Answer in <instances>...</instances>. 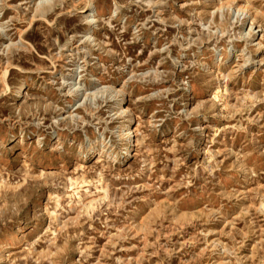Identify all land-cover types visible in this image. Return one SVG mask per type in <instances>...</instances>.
<instances>
[{
  "label": "rangeland",
  "instance_id": "rangeland-1",
  "mask_svg": "<svg viewBox=\"0 0 264 264\" xmlns=\"http://www.w3.org/2000/svg\"><path fill=\"white\" fill-rule=\"evenodd\" d=\"M222 2L0 0V264H264V0Z\"/></svg>",
  "mask_w": 264,
  "mask_h": 264
},
{
  "label": "bare ground",
  "instance_id": "bare-ground-1",
  "mask_svg": "<svg viewBox=\"0 0 264 264\" xmlns=\"http://www.w3.org/2000/svg\"><path fill=\"white\" fill-rule=\"evenodd\" d=\"M38 1V4L41 5V4H44V3H47L48 0H37ZM115 1V0H114ZM220 3H221V6L219 7L220 9L224 8V6H227L225 5L222 0H219ZM232 9V8H231ZM236 9V8H235ZM236 12V11H235ZM237 13H241V14H244V15H248L249 14V11L248 9L244 8V7H238L237 9ZM85 23L89 26V28H87L86 30V39L87 40H90L92 37L89 35L90 33L93 32L92 28L94 27L95 23H96V20L94 17H90V14L86 13L85 14ZM253 27V23H251L250 25V28ZM189 45V44H188ZM257 46H258V50L261 49V44L260 43H257ZM229 49V48H228ZM242 52V51H241ZM195 57V56H194ZM8 71V70H7ZM20 87L15 91L16 93V96L17 97H22V95L20 94L21 91H23L25 89V87L27 86L25 83H21L19 84ZM8 86V85H7ZM74 88L76 89V91L78 93L81 92V94L86 97V96H89V95H92L90 93H87L85 89L82 88V86H79L77 85V82H75L73 84ZM116 88V87H115ZM114 88V89H115ZM9 91V89H8ZM7 91V92H8ZM120 93V91H118ZM97 96V95H95ZM94 96V98H95ZM120 96L122 97V100L124 98V94L121 93ZM92 99V98H91ZM119 101V100H118ZM121 105H119L118 107H120ZM74 112V111H73ZM120 112L122 114H125L127 112V109L126 107H120ZM68 114V113H67ZM69 117L71 116V114L68 115ZM127 130L126 134L124 133V131ZM118 132H119V136L120 137H123V135H126V138L125 140L128 141V147L126 148V150H124V152H122V154H113V155H110L114 161H119V162H124L126 161L128 158L126 157H132V153H131V147H132V144H133V139H132V136H133V132L131 131V122L127 119L124 120L123 123H121V125L118 127ZM215 135V134H214ZM59 141L58 140H55L54 143H58ZM204 143V142H203ZM193 145V144H192ZM95 146L93 144H90L88 146V155L92 154L95 152ZM56 171V170H55Z\"/></svg>",
  "mask_w": 264,
  "mask_h": 264
}]
</instances>
